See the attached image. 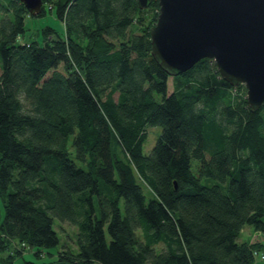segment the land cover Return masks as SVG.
Instances as JSON below:
<instances>
[{
	"label": "trees",
	"instance_id": "trees-1",
	"mask_svg": "<svg viewBox=\"0 0 264 264\" xmlns=\"http://www.w3.org/2000/svg\"><path fill=\"white\" fill-rule=\"evenodd\" d=\"M41 1L32 16L63 27L38 42L21 39L23 3L0 0V264L57 244L53 217L77 231L51 261L253 264L264 238L237 236L264 230V100L251 110L209 57L161 67L157 0Z\"/></svg>",
	"mask_w": 264,
	"mask_h": 264
},
{
	"label": "water",
	"instance_id": "water-1",
	"mask_svg": "<svg viewBox=\"0 0 264 264\" xmlns=\"http://www.w3.org/2000/svg\"><path fill=\"white\" fill-rule=\"evenodd\" d=\"M38 14L41 0H19ZM144 8L150 0H136ZM149 27L150 54L171 74L201 57L213 60L219 75L242 83L251 110L264 100V0H157ZM38 264H68L50 261Z\"/></svg>",
	"mask_w": 264,
	"mask_h": 264
},
{
	"label": "rangeland",
	"instance_id": "rangeland-1",
	"mask_svg": "<svg viewBox=\"0 0 264 264\" xmlns=\"http://www.w3.org/2000/svg\"><path fill=\"white\" fill-rule=\"evenodd\" d=\"M45 25L51 26L56 31L62 30V22L54 16L49 10H45L44 14L32 16L26 15L24 17V31L21 35L22 40H38L42 41L41 28ZM57 69H62V64H58ZM49 71L47 72V74ZM244 86V85H243ZM172 90L171 78H167V91ZM115 95V94H114ZM160 132V126L158 124H149L146 129V137L142 143V151L147 153L154 143L158 133ZM69 142V139H68ZM71 149V147H70ZM205 182H213L214 179L208 178L203 179ZM222 189H224V183L219 182ZM97 211V209H96ZM3 216L2 200L0 196V220ZM53 227L55 228L58 235V242L50 247H41L40 254H35V247L25 248L19 255L12 258V264H24V261H30L34 263L48 262L55 258V252L58 248L63 245L69 246L71 249H76V244L74 241L75 233L77 231L76 225L69 223L67 221H60L53 217ZM138 231V230H137ZM264 238V230L254 231L252 227L248 224H244L239 232L238 240H262ZM261 251V250H260ZM6 250L0 251V254H5ZM253 264H264V259H259L255 257Z\"/></svg>",
	"mask_w": 264,
	"mask_h": 264
},
{
	"label": "built area",
	"instance_id": "built-area-1",
	"mask_svg": "<svg viewBox=\"0 0 264 264\" xmlns=\"http://www.w3.org/2000/svg\"><path fill=\"white\" fill-rule=\"evenodd\" d=\"M253 255H254V257H257V258H259V259H263V258H264V253L261 252V251H256V250H254V251H253Z\"/></svg>",
	"mask_w": 264,
	"mask_h": 264
},
{
	"label": "crops",
	"instance_id": "crops-1",
	"mask_svg": "<svg viewBox=\"0 0 264 264\" xmlns=\"http://www.w3.org/2000/svg\"><path fill=\"white\" fill-rule=\"evenodd\" d=\"M253 240V239H252Z\"/></svg>",
	"mask_w": 264,
	"mask_h": 264
}]
</instances>
